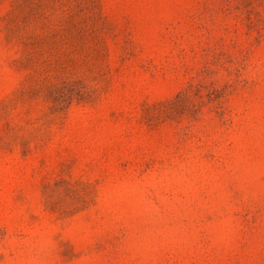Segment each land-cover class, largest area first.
I'll list each match as a JSON object with an SVG mask.
<instances>
[{"label": "rangeland", "instance_id": "374dc122", "mask_svg": "<svg viewBox=\"0 0 264 264\" xmlns=\"http://www.w3.org/2000/svg\"><path fill=\"white\" fill-rule=\"evenodd\" d=\"M0 264H264V0H0Z\"/></svg>", "mask_w": 264, "mask_h": 264}]
</instances>
